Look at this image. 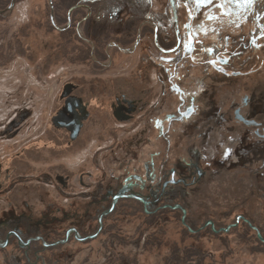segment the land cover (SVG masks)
<instances>
[{
    "label": "flooded vegetation",
    "instance_id": "flooded-vegetation-1",
    "mask_svg": "<svg viewBox=\"0 0 264 264\" xmlns=\"http://www.w3.org/2000/svg\"><path fill=\"white\" fill-rule=\"evenodd\" d=\"M45 2L23 20L0 0L16 58L50 41L63 61L40 116L33 103L0 127V264L264 250V0ZM37 11L41 39L22 28Z\"/></svg>",
    "mask_w": 264,
    "mask_h": 264
},
{
    "label": "rangeland",
    "instance_id": "rangeland-1",
    "mask_svg": "<svg viewBox=\"0 0 264 264\" xmlns=\"http://www.w3.org/2000/svg\"><path fill=\"white\" fill-rule=\"evenodd\" d=\"M20 1V17L23 20H26L27 14L25 10L28 5L43 6L46 3L45 0ZM40 14L38 11L35 12V17H33L31 23L28 22L26 25H23V31L34 27V22L39 19ZM13 15L4 18L0 17V127L11 121L18 108L32 107L33 103L35 105L31 110L35 113L36 117L40 116L43 112L42 106H44L41 97L45 96L48 99L56 84L59 83V77L56 75L51 78L52 82L50 85L45 84L44 81L47 76H45L44 71L50 66L54 73V71L63 67V61L60 60L61 51L60 49H56L60 46L50 41L49 44L30 43V45H24L23 47L26 50H31L34 53V58L31 60H21L14 56L17 53H22L23 49L21 45L18 48L13 42V37L15 36V19ZM26 32H30V35H26L27 37H40L41 39L44 36L37 33L34 29L27 30ZM46 52L51 53V58L44 60ZM31 66L35 67L34 74L31 71L33 70L30 68ZM240 187H226L228 191L226 192L227 195H243L247 192L246 189ZM249 250L235 244L234 248L229 249L231 259L227 264H264V250L261 249L262 252L260 251V253H254L253 255H249Z\"/></svg>",
    "mask_w": 264,
    "mask_h": 264
}]
</instances>
